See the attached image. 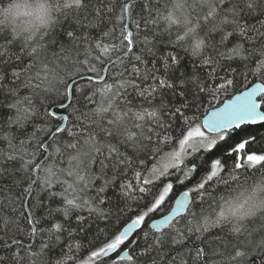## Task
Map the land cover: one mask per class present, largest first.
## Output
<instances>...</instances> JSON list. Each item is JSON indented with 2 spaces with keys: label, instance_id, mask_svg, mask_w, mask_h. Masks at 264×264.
<instances>
[{
  "label": "snow or ice",
  "instance_id": "1",
  "mask_svg": "<svg viewBox=\"0 0 264 264\" xmlns=\"http://www.w3.org/2000/svg\"><path fill=\"white\" fill-rule=\"evenodd\" d=\"M35 18L0 27V264H264V204L213 188L264 185V0Z\"/></svg>",
  "mask_w": 264,
  "mask_h": 264
},
{
  "label": "clouds",
  "instance_id": "2",
  "mask_svg": "<svg viewBox=\"0 0 264 264\" xmlns=\"http://www.w3.org/2000/svg\"><path fill=\"white\" fill-rule=\"evenodd\" d=\"M39 0H0V25H10L16 28H23L28 24L36 25V6ZM19 4L20 7L14 9V14L5 15L10 5ZM27 13H32L28 15ZM259 182V181H258ZM257 182V183H258ZM264 185L257 187L256 183L235 189L225 200H231L234 204L247 202L245 207L253 204H264Z\"/></svg>",
  "mask_w": 264,
  "mask_h": 264
},
{
  "label": "trees",
  "instance_id": "3",
  "mask_svg": "<svg viewBox=\"0 0 264 264\" xmlns=\"http://www.w3.org/2000/svg\"><path fill=\"white\" fill-rule=\"evenodd\" d=\"M0 27H6L8 29L13 28L14 26L10 25H0ZM231 93H225L221 96V100L229 98ZM218 106V105H216ZM205 107H211V105H208L207 103L205 104ZM202 118V116L200 117ZM260 131L264 132V129H260ZM264 148V145H258L256 146V150H260ZM227 178V176H226ZM260 174L258 172H255L254 170H249L245 172L243 169L240 170V183L238 185H235L233 183V186L227 190H223V184L221 183L220 185H213V188L216 189L217 193V199H219L220 196H223L224 198L228 195H230L235 189L249 185L254 182H258L260 180ZM213 188L209 189V193L211 194L213 192ZM179 193L178 191L175 193V196ZM174 198V197H173ZM171 204H168L166 207H162L157 213L152 214V218H157L158 216L164 214L165 212L168 211L170 208ZM125 220H127V217H125ZM149 221V220H148ZM119 227L120 224H117ZM86 253L82 250L80 253L76 255L77 260H79L81 257H85Z\"/></svg>",
  "mask_w": 264,
  "mask_h": 264
},
{
  "label": "water",
  "instance_id": "4",
  "mask_svg": "<svg viewBox=\"0 0 264 264\" xmlns=\"http://www.w3.org/2000/svg\"><path fill=\"white\" fill-rule=\"evenodd\" d=\"M230 98V97H229ZM219 106V105H218ZM202 119H203V117H202ZM201 119V120H202ZM179 195V193L176 195V196H178ZM171 209V208H170ZM170 209L168 210V211H170ZM168 211L166 212V213H164L163 215H161V216H159V217H157V218H154V219H159V218H162L164 215H166L167 213H168ZM149 223H151V221L149 222Z\"/></svg>",
  "mask_w": 264,
  "mask_h": 264
},
{
  "label": "flooded vegetation",
  "instance_id": "5",
  "mask_svg": "<svg viewBox=\"0 0 264 264\" xmlns=\"http://www.w3.org/2000/svg\"><path fill=\"white\" fill-rule=\"evenodd\" d=\"M177 194H178V193H177ZM173 199H174V198H173ZM171 206H172V205H171ZM171 206H170V208H171ZM170 208H169V209H170ZM169 209H168V210H169ZM165 213H166V212H165ZM162 215H163V214H162ZM160 216H161V215H160ZM158 217H159V216H158ZM147 223H148V221H147Z\"/></svg>",
  "mask_w": 264,
  "mask_h": 264
},
{
  "label": "bare ground",
  "instance_id": "6",
  "mask_svg": "<svg viewBox=\"0 0 264 264\" xmlns=\"http://www.w3.org/2000/svg\"><path fill=\"white\" fill-rule=\"evenodd\" d=\"M202 119V118H201ZM154 219V218H153ZM151 221V219L148 221V223Z\"/></svg>",
  "mask_w": 264,
  "mask_h": 264
}]
</instances>
